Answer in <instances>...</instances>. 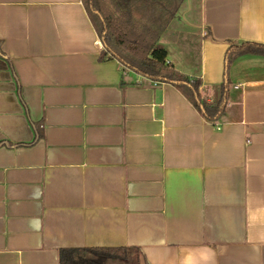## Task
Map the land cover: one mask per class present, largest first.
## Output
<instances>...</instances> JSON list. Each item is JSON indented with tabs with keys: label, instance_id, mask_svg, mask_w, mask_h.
Returning a JSON list of instances; mask_svg holds the SVG:
<instances>
[{
	"label": "crops",
	"instance_id": "obj_1",
	"mask_svg": "<svg viewBox=\"0 0 264 264\" xmlns=\"http://www.w3.org/2000/svg\"><path fill=\"white\" fill-rule=\"evenodd\" d=\"M110 7L109 0H104ZM264 0H181L174 84L99 59L82 0H0V264L136 247L139 264H264Z\"/></svg>",
	"mask_w": 264,
	"mask_h": 264
},
{
	"label": "trees",
	"instance_id": "obj_2",
	"mask_svg": "<svg viewBox=\"0 0 264 264\" xmlns=\"http://www.w3.org/2000/svg\"><path fill=\"white\" fill-rule=\"evenodd\" d=\"M102 44L99 59H115L122 69L133 71L155 82H167L183 93L209 121H216L222 110L221 99L209 103L199 96L200 82L191 81L167 62L166 52L156 47L168 23L175 17L181 0H82ZM264 57V46L246 43L232 47L228 64L239 56ZM136 247L74 248L59 251L58 264H139Z\"/></svg>",
	"mask_w": 264,
	"mask_h": 264
}]
</instances>
